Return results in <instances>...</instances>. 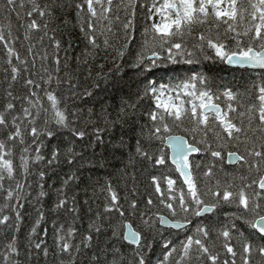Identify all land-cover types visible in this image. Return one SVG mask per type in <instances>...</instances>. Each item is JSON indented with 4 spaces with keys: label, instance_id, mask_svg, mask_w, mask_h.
<instances>
[{
    "label": "snow or ice",
    "instance_id": "6c2138e0",
    "mask_svg": "<svg viewBox=\"0 0 264 264\" xmlns=\"http://www.w3.org/2000/svg\"><path fill=\"white\" fill-rule=\"evenodd\" d=\"M3 8L7 25L0 27V58L5 65L0 79V230L6 242L0 264H29L34 253L47 259L48 247L32 239L46 219L41 203L48 195L45 169L55 170L62 162L70 166L51 210L71 214L75 222L80 213L78 193L69 196L65 189L78 184L81 168L92 163L83 150H76V142L87 148L102 144V133L135 123L145 104L147 123L129 152L128 166L160 169L149 178L152 193L145 202L149 211L141 212L136 199L125 206L111 180L102 185L96 180L93 191L105 193V200L79 243H73L74 226L54 225L59 264H77V257L93 247L94 236L105 230L110 231L112 259L107 248H100L88 264H151L157 246L162 251L156 264H264V0H3ZM68 8L75 9L79 30L91 47L83 60H77L89 65L85 79L90 84L82 92L79 68L68 70L67 55L62 66V42L54 35L58 12ZM140 9L145 13L143 39L132 49ZM13 13L17 31L23 30L22 42L13 31ZM101 37L103 50L111 49L107 68L96 62ZM46 38L51 57L44 47ZM113 38L115 44L110 42ZM18 42L20 47L26 42V55ZM207 60L259 69L261 74L243 92L227 86L214 91L208 77L194 71L166 82L151 78L158 69ZM126 69L138 78L133 82L134 98L122 97L115 116L101 105L103 127L89 109L93 142L86 126L78 123L79 111H69V101L93 97L101 84L119 90ZM61 133H66L63 147L55 144L45 154L43 150ZM113 147L124 150L129 145L121 139ZM225 152L229 162L239 165L232 172L218 168ZM34 166H39L36 171ZM33 175L35 195L28 182ZM33 203L36 219L21 260L17 233L26 204ZM83 203L88 205L89 200ZM222 207L234 209L232 215L219 223L200 219ZM153 208L157 211L149 214ZM130 217L139 220L135 230ZM240 225L249 231H241ZM125 243L132 246L128 254L121 251Z\"/></svg>",
    "mask_w": 264,
    "mask_h": 264
},
{
    "label": "trees",
    "instance_id": "16d2710c",
    "mask_svg": "<svg viewBox=\"0 0 264 264\" xmlns=\"http://www.w3.org/2000/svg\"><path fill=\"white\" fill-rule=\"evenodd\" d=\"M71 2V0H68ZM150 2V0H149ZM5 12L3 8V0H0V27L7 25V21L4 19ZM18 21L15 19V14H12V26L14 34L20 36V41L22 42L23 30L20 29L17 31ZM145 24V13L143 9L138 10L137 19H136V31L134 33V40L130 45V48L135 49L141 43L143 37V27ZM54 27L57 28V31L54 33L57 39H60L62 42V49L60 51V57L63 66V59L65 55L69 57V69L70 71L76 72V69L79 68V72L76 73L80 78L81 88L80 91H83V87L90 84V81L86 80L87 77V68L89 65L78 64L77 60H83L84 54L91 51L90 45L84 39L83 34L79 30V25L77 21V15L74 8H68L64 11L58 12L56 24ZM116 26H114L115 29ZM53 35V33H49ZM103 38H99L98 42L101 43V48L96 50V62L104 63L107 67H110V53L111 49L107 52L103 50ZM111 43L115 44L117 41L113 38ZM120 43H123L121 40ZM17 47L19 48L22 55H26L25 48L27 44L25 42L24 47H20L18 42ZM44 47L47 48L49 56L53 52L49 41L47 38L44 41ZM67 49V52H65ZM37 51H40V45H37ZM42 54V53H41ZM3 56V48L0 46V57ZM108 57V59H106ZM127 59V57H126ZM90 65L93 69V72L97 71L95 63L91 62ZM51 64V60L48 62ZM40 61L37 60V69H39ZM3 59L0 58V79L3 77L4 70ZM196 72L203 74L208 77V80L214 91H223L224 88L230 87L235 91L243 92L246 85H250L253 80H259L261 71H253L249 69H235L230 68L226 64L207 60L202 61L198 65H176L169 66L166 69H158L152 79H159L167 81L169 79H175L177 77H183L188 75L190 72ZM127 75L123 77L121 84L124 85L119 90L108 87L104 84H101L100 88L94 90V96L88 97H76L74 100L69 101V111H79L80 119L78 123L80 126H86L87 131L89 132L90 138L95 142V137L93 134V125L87 124L89 119L88 111L91 109L94 113L92 119L96 120L97 125L103 127L102 121L99 120V113L102 111L101 105L108 107L112 112V115L115 116L116 111H118L121 106V98H128L132 96L134 98L135 85L134 81L138 78L132 73L130 69H126ZM17 92L20 91L19 85L16 86ZM3 103V90L0 88V104ZM149 105L145 104L142 109H140L141 115L138 116L135 123H129L124 127L116 125L110 131L102 133L103 143H96L95 147L87 148L82 147L81 142H76V150H83L85 153V159L90 160L91 164H86L81 168L78 173L81 177L80 182L72 183L68 188L65 189L68 195L71 196L73 193H78V206L80 207L79 219L75 222L72 220V215L65 213L63 211L57 213L51 209L54 207L55 201L57 199V189L62 186V181L66 178V174L70 171V166L62 162L55 170L45 171L48 173L45 180V190L48 192V195L42 200L43 209L46 214L45 221L41 224L40 229H38V234L33 237V241L42 242V246H47L49 249V256L47 259L43 257L42 254L37 255L33 254V257L29 264H59V259L55 255V233L54 225L64 224L65 227L72 225L77 230V235L73 239L74 244H78L80 241V235L87 231L88 224L90 220L94 218L97 211H102V206L105 200V193H101L98 190L93 191L91 186L96 180L100 181L102 185L105 180H111L113 186L116 188L121 202L125 204L129 199H136L139 202V208L141 212L149 211L146 207V200L151 195L152 190L149 187L150 175L152 173L159 174L160 169H153L151 165H136L135 168L128 166V155L129 152L134 151L135 139L141 131V126L147 123L146 111ZM71 118V117H70ZM177 134H181L177 130ZM66 133H61L56 139L49 143L48 147L43 151L47 154L50 151L51 147L55 144H60L62 147L65 143L64 136ZM125 140L129 148L124 150H116L113 145L119 143V141ZM87 141L84 142L86 145ZM234 150V149H233ZM169 151V149H168ZM18 162V161H17ZM127 167V174H125V169ZM39 166H34L33 171H36ZM223 167L225 172H232L236 170L239 165H229L227 163V153H224V160L222 164L218 163V168ZM71 170H75L74 168ZM135 175V181L132 180V175ZM36 177L30 176L28 182L33 185V195L37 190L35 184ZM135 186V195H133V187ZM99 188V185L96 186ZM85 199L89 200V204L85 205L83 202ZM157 209L153 208L149 212H155ZM165 215H167L166 210L161 209ZM234 209L230 207H222L216 212L211 213L203 218H200L204 223H219L223 221L226 217H230ZM23 220L19 226V231L17 233L19 244L21 246V260H24V252L29 242V233L33 227L34 221L36 219V211L33 204H26L25 209L22 212ZM129 221L132 223L133 227L137 229L139 227V220L135 217H130ZM195 223V221H194ZM45 229L47 234L45 235ZM241 231L248 232L249 230L240 225ZM175 234V230H171ZM11 233H8L10 238ZM181 238L183 233L180 234ZM6 242L3 230H0V251H3V245ZM93 247L91 249L84 250L77 257V264H88L90 256L100 248L108 249V259H112L111 255V242H110V231L105 230L99 235H95L93 239ZM132 246L127 245L126 243L122 246L121 251L124 254H128L129 249ZM161 249L157 246L154 249L153 254L151 255V264H156L158 258L161 256Z\"/></svg>",
    "mask_w": 264,
    "mask_h": 264
},
{
    "label": "water",
    "instance_id": "95a60500",
    "mask_svg": "<svg viewBox=\"0 0 264 264\" xmlns=\"http://www.w3.org/2000/svg\"><path fill=\"white\" fill-rule=\"evenodd\" d=\"M226 65H227V64H226ZM227 66L230 67V68H235V69H249V70H253V71H261V70H259V69L241 68V67L233 66V65H227ZM170 151H171V150L169 149V152H170ZM227 162H228V164L231 165V166L238 164V163H235V162H229L228 158H227ZM209 214H211V213L205 214V216H207V215H209ZM133 229L135 230L134 227H133Z\"/></svg>",
    "mask_w": 264,
    "mask_h": 264
},
{
    "label": "flooded vegetation",
    "instance_id": "af4514ba",
    "mask_svg": "<svg viewBox=\"0 0 264 264\" xmlns=\"http://www.w3.org/2000/svg\"><path fill=\"white\" fill-rule=\"evenodd\" d=\"M228 163V162H227Z\"/></svg>",
    "mask_w": 264,
    "mask_h": 264
}]
</instances>
